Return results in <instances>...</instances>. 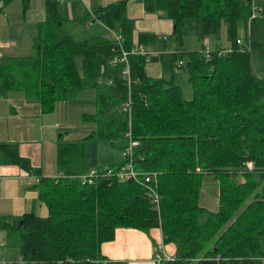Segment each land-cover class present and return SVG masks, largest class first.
<instances>
[{"label":"trees","instance_id":"obj_1","mask_svg":"<svg viewBox=\"0 0 264 264\" xmlns=\"http://www.w3.org/2000/svg\"><path fill=\"white\" fill-rule=\"evenodd\" d=\"M44 1L45 19L34 53L0 58V94L22 90L39 100L42 112H50L72 91L92 87L95 111L85 117L96 128L81 139L57 142L56 176L38 174L16 143H0L6 161L37 175L38 196L48 210L46 215L0 217V228L19 244L20 258L11 264H99L105 259L101 244L113 239L118 226L146 232L160 227L163 243L175 245L172 258L162 264H264V77L253 71L250 55L256 49L264 57V43L247 36L243 42L237 33L255 11L252 0H143L146 10H163L172 19L170 61H182L190 98L171 78L147 74L146 53L129 54L127 82L114 40L75 38L62 27L57 0ZM126 1L101 6L94 15L120 28L122 45L130 48ZM28 3L23 0V9ZM190 19L200 20L202 37L224 22L230 50L212 48L206 56L205 45L185 48L182 37ZM148 37L140 33L139 41ZM127 131L139 140L132 154L135 168L156 172L158 209L135 179L112 176L99 184L102 178L97 177L81 183L65 170L83 159L88 139L114 144L126 139ZM205 173L218 180L216 210L199 203Z\"/></svg>","mask_w":264,"mask_h":264},{"label":"crops","instance_id":"obj_2","mask_svg":"<svg viewBox=\"0 0 264 264\" xmlns=\"http://www.w3.org/2000/svg\"><path fill=\"white\" fill-rule=\"evenodd\" d=\"M115 1L57 0L62 27L78 39L100 35L113 40L112 31H118L120 28L103 24L94 15V10ZM252 2L256 7L255 16L249 18L248 22L254 20L258 22L260 16L264 15V0ZM125 11L132 23V46L140 44L142 50L146 48L150 55H157L156 58L146 61L147 74L152 77L171 78L178 84L176 75L179 67L172 65L170 61L175 45L172 37V19L163 10H146L143 0H127ZM44 19V0H29L25 9L23 0L0 3V41H6L0 47V58L5 57L4 55H23L19 53L25 48L28 49L27 52L33 49L29 53L33 54V43L39 37ZM251 30L254 28L251 27ZM140 33L149 35L145 42L139 41ZM163 35H166V39ZM208 35L201 36L199 19H190L184 27L183 46L194 50L201 49L204 45L208 49L229 46L225 41L219 45L214 41L210 45L211 39ZM256 74L263 76L258 72ZM94 111L95 90L92 87L72 91L66 99L58 100L50 112H42L39 100L36 97H27L22 90L7 91L0 94V143H16L19 154L29 158L31 164L39 170L38 174L56 176L60 172L56 161L57 142L78 140L94 130L96 123L85 117ZM63 124H67V128L73 126L69 130L76 128L79 130L69 133L68 129H62ZM67 134L71 137L66 138ZM98 140L107 139H88L83 159L78 164L68 165L65 170L70 173L72 170L82 173L87 168V147L91 144L97 149L101 147V154L97 153L94 161L97 166L122 162L121 159L111 160L103 156L106 149L103 150V144L97 142ZM110 144L116 146V141ZM37 184L38 178L35 173L4 159L0 145V217L15 218L25 212L46 215L47 206L39 199ZM10 237L0 228V259L15 261L20 258L19 244L17 242L16 250L9 247L7 238ZM160 245L167 254L174 255L175 245L172 242L163 243L160 227H151L146 232L135 227L118 226L113 239L101 244V252L105 259L99 264H112L108 260L125 264H155L154 253ZM10 255L13 256L11 259Z\"/></svg>","mask_w":264,"mask_h":264},{"label":"rangeland","instance_id":"obj_3","mask_svg":"<svg viewBox=\"0 0 264 264\" xmlns=\"http://www.w3.org/2000/svg\"><path fill=\"white\" fill-rule=\"evenodd\" d=\"M250 22H247L246 25L243 23L239 24L238 29H237L238 37L242 39L243 42L247 41L245 39V36H247L248 38H251L252 40H260L264 42V15L260 16L258 22H256V20L252 21L251 23ZM251 27H253L254 30H251ZM209 36L211 39V41H209L210 45L211 43H214V41H217L216 43H218V45L224 41L227 46L230 43L229 35L226 29V24L224 22H222V24L220 25V27L218 28L215 34L208 35V38ZM5 42H6L5 40L0 41V47L1 45H4ZM27 50L28 49L25 48L19 54L30 55L29 53L33 51V49L31 50V52H27ZM148 51L149 50H147L146 48L144 49V52L147 53ZM250 55H251V63H252L253 71H256L259 74L264 76V72L262 71L264 70V57H262L256 49H251ZM176 82L180 85L182 89V93L187 98H190L192 95L190 83L188 81V78H187V75L184 69L181 67H179V72L176 75ZM66 125L67 124H63L62 126L63 130H66V129L69 130L71 129V127H73V126H69V128H67ZM76 129L79 130V128H76ZM76 129L69 130L70 131L69 133L75 132ZM70 137L71 136L69 135L66 136V138H70ZM97 142H101V144H103L102 145L103 150L104 148L106 149V153H104L103 156L108 157L111 160H118V159L122 160L123 159V155H122L123 148L121 146L126 145L127 143L126 139H123V138L117 139L116 146H112L109 140H98ZM91 145L90 146L88 145L87 147V168L82 173L77 172V170L75 171L72 170L71 173L74 177L79 178L81 174H84V175L90 174L92 170L97 169L99 167L94 161H95L97 153L99 155L101 154V147L97 149L95 145H92V146ZM102 166H107V165H102ZM218 195H219V184H218L217 178L211 173H205L202 178L199 203L203 205L205 208H207L208 210H216L218 207ZM7 241H8L9 247L15 248L16 250L17 239L11 236L10 238H7ZM17 255L18 253L16 254V256ZM12 257L13 256L10 255V259ZM1 259H4V258H1Z\"/></svg>","mask_w":264,"mask_h":264},{"label":"built area","instance_id":"obj_4","mask_svg":"<svg viewBox=\"0 0 264 264\" xmlns=\"http://www.w3.org/2000/svg\"><path fill=\"white\" fill-rule=\"evenodd\" d=\"M255 16V11L252 12L250 18ZM113 40L119 47V53L116 55V59L119 60L122 64V74L127 79V82H130L131 70H130V62H129V54L130 53H146L142 50V46L140 44H136L131 46L130 48H125L123 43V35L121 32L113 30ZM163 38L166 39V35H163ZM239 42V39L237 40ZM230 50V48L218 49L219 53H224ZM209 49L206 48L205 54L208 56ZM146 60L150 59V54L146 53ZM182 61L179 60L175 66H180ZM129 100H126L124 105L125 107H129ZM127 143L122 148L123 159L120 165L116 167L111 166H101L97 169L91 171L90 174L84 175L81 174L79 179L81 183L92 182L97 177L100 178H109L116 177L118 179H135L136 181L141 182L147 189L148 194L150 195L151 202L153 203L154 208H159V195L156 190V172H142L135 168L134 163L132 161L133 149L136 145L139 144V140L133 138L130 131H127L126 134ZM173 255H169L164 251L162 245L159 246V249L154 253V262L155 264H162L164 259L172 258ZM12 261H7L5 259H0V264H11Z\"/></svg>","mask_w":264,"mask_h":264},{"label":"water","instance_id":"obj_5","mask_svg":"<svg viewBox=\"0 0 264 264\" xmlns=\"http://www.w3.org/2000/svg\"><path fill=\"white\" fill-rule=\"evenodd\" d=\"M106 182H107V179L106 178H102V179L99 180V184H104ZM19 225L20 226L22 225V220L21 219L19 220Z\"/></svg>","mask_w":264,"mask_h":264}]
</instances>
